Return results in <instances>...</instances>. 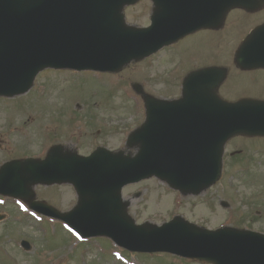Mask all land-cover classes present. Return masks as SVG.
Returning a JSON list of instances; mask_svg holds the SVG:
<instances>
[{"label":"water","instance_id":"1","mask_svg":"<svg viewBox=\"0 0 264 264\" xmlns=\"http://www.w3.org/2000/svg\"><path fill=\"white\" fill-rule=\"evenodd\" d=\"M135 1L0 0V95L25 92L45 67L115 71L186 33L184 0H154L158 10L147 28L124 24L122 7ZM196 1L212 17V22L202 17L199 27L217 24L232 6L254 8L256 0ZM251 38L246 47L253 63L264 64V27ZM247 55L242 53L243 62ZM212 87L203 75L199 82L186 83L178 101L147 96L146 121L128 138L130 146H139L135 156L97 148L84 157L64 153L57 145L43 160L2 165L0 193L29 199L36 183L69 182L79 197L69 212L39 202L30 206L62 219L83 237L108 236L131 251H168L214 264H264V234L209 231L179 217L161 226L136 225L121 201L122 186L152 175L181 191L199 193L218 178L222 148L230 136L264 135L263 101L223 102ZM21 244L30 248L26 241Z\"/></svg>","mask_w":264,"mask_h":264},{"label":"rangeland","instance_id":"2","mask_svg":"<svg viewBox=\"0 0 264 264\" xmlns=\"http://www.w3.org/2000/svg\"><path fill=\"white\" fill-rule=\"evenodd\" d=\"M147 4L141 0L127 8L126 21L146 26ZM230 14L242 16L245 11L236 7ZM256 15L259 16H253L254 20L236 17L235 24L231 22L234 25L230 24L232 17L229 22L226 19L222 31L236 27L248 30L263 20L264 8ZM205 39L203 32L189 35L177 41L168 55L162 49L151 58L131 62L115 73L41 71L28 92L0 97V165L13 157L42 158L53 144L84 155L97 146L135 152L125 147V139L144 119V109L141 96L130 83L137 82L146 94L156 97L177 95L178 92H169L165 80H176L172 66L179 59L189 64L179 76L198 67L193 65H214L219 61L229 67L228 78L245 77L233 65L231 54L236 45L220 35L218 40ZM228 78L221 85L228 96L264 99L260 84ZM218 94L222 97L220 91ZM237 154H245L246 160L232 165ZM223 157L218 181L195 196L180 195L156 178L124 187L122 196L127 211L137 223L159 225L180 215L208 229L232 226L264 233V140L233 137L226 144ZM33 190L34 200L44 201L60 211L69 210L77 200L68 184L37 185ZM221 201H226L229 207L220 206ZM0 217V264H206L170 254H134L102 238L73 237L62 222L31 211L22 200L0 196ZM21 240H27L31 249L23 250Z\"/></svg>","mask_w":264,"mask_h":264},{"label":"flooded vegetation","instance_id":"3","mask_svg":"<svg viewBox=\"0 0 264 264\" xmlns=\"http://www.w3.org/2000/svg\"><path fill=\"white\" fill-rule=\"evenodd\" d=\"M253 16H257L258 17L259 15H256V14H244L242 16H235L234 15V16H231V17L233 18V20H236L237 19L236 17H238V20L240 18L251 19V20L256 19ZM231 17L229 16L227 18L228 22H229ZM233 20L231 19L230 21H233ZM263 22H264V18H263V21L257 22L253 26L257 25L258 23L260 24V23H263ZM250 29L251 28L246 30V29H243V28H237L236 27V28L224 29L222 31V28L219 29V30L218 29H214V28H207V29H204L203 31H200V32H203V33L206 34L205 41L218 40V37L220 35V36L223 37V39H225L226 41H228L232 45L239 46L243 42L246 33ZM185 65H189V64L187 62L183 63V61H181L178 64H174L173 65V66H175V68L177 70L176 73H175L176 80L173 81L171 79H169V80L166 79L165 82H166V84L169 87L174 88L177 91H179L180 84H181L183 76L185 75V73L188 70H191V69H188L186 72H184L182 75L179 76V73L181 72V70L186 67ZM200 65L201 66H203V65L209 66V65H213V64H208V63L203 64L202 63V64H198V65H193V66H198V67H195V68H199V67H201ZM214 65H218L219 67H223V65L219 64V61L216 64H214ZM233 65H234V67H236L239 70V72H241L242 74H246V75H244L245 77H241L242 75L241 76L231 77V79L238 77V79H240V80H245V81L253 82V83H256V84H260V88L264 90V69L263 68L252 69V70H243L239 66H237L236 63H234ZM190 67H192V66H190ZM188 68H189V66H188ZM195 68H192V69H195ZM226 79H227V74H226V77H225L224 81L219 85V88L225 82ZM229 79H230V77H229ZM230 93H233V92H230Z\"/></svg>","mask_w":264,"mask_h":264}]
</instances>
